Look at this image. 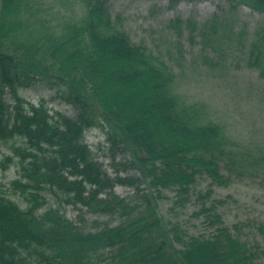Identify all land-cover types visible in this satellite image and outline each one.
<instances>
[{"label":"trees","instance_id":"obj_1","mask_svg":"<svg viewBox=\"0 0 264 264\" xmlns=\"http://www.w3.org/2000/svg\"><path fill=\"white\" fill-rule=\"evenodd\" d=\"M79 1L82 16L61 26L36 9L41 0H0V170L19 175L0 181V264L261 263L264 249L243 237L249 222L227 226L219 211L227 201L212 189L228 186L231 174L247 177V156L230 148L222 124L176 93L166 64L113 19L112 0ZM225 1L264 15V0ZM36 82L62 87L76 115L20 96ZM93 130L103 143L90 144ZM203 176L212 184L197 191ZM118 185L134 196L116 194ZM168 191H176L173 208L196 196L194 216L213 229L209 236L161 214ZM84 213L109 221L90 229ZM255 228L264 237V222Z\"/></svg>","mask_w":264,"mask_h":264},{"label":"rangeland","instance_id":"obj_2","mask_svg":"<svg viewBox=\"0 0 264 264\" xmlns=\"http://www.w3.org/2000/svg\"><path fill=\"white\" fill-rule=\"evenodd\" d=\"M34 5L36 9L44 8L48 19L61 26L70 18L82 16L79 0H41ZM110 11L134 43L146 47L166 64L175 76L176 93L188 103L199 105L209 119L222 124L230 148L236 153L244 152L249 159L246 170L251 173L247 177L231 174L228 186L213 185L212 189L215 198L227 201L219 210L225 224L232 227L249 222L250 228L243 230L245 241L264 249V237L255 228L264 222V176L255 175H264V15L225 0H112ZM178 19L179 25L172 23ZM63 90L36 82L20 88L19 94L34 104L45 100L54 111L74 117L75 109L61 97ZM87 137L93 146L105 141L100 130L89 132ZM4 152H9L8 148ZM100 161L114 177L110 159L102 157ZM129 174L140 175L135 170ZM17 176L15 167L0 170L1 182ZM211 184L203 176L196 190L206 191ZM115 192L121 197H133L135 193L120 185ZM163 195L165 199L159 201V206L167 220L180 223L196 236L212 233L203 217L194 216L200 208L195 195L184 207L175 208L176 191ZM49 199L55 200L51 195ZM65 210L71 220L80 221L75 208ZM83 217L81 224L90 229L94 228L95 219L109 221L108 217L88 213ZM119 223L116 218L110 225ZM259 264H264V258Z\"/></svg>","mask_w":264,"mask_h":264}]
</instances>
